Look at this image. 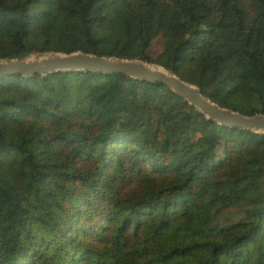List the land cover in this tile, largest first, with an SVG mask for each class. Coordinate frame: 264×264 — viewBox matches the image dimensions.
I'll list each match as a JSON object with an SVG mask.
<instances>
[{"label":"trees","instance_id":"1","mask_svg":"<svg viewBox=\"0 0 264 264\" xmlns=\"http://www.w3.org/2000/svg\"><path fill=\"white\" fill-rule=\"evenodd\" d=\"M74 51L264 113V0H0V59ZM0 264H264V134L125 74L0 77Z\"/></svg>","mask_w":264,"mask_h":264},{"label":"water","instance_id":"2","mask_svg":"<svg viewBox=\"0 0 264 264\" xmlns=\"http://www.w3.org/2000/svg\"><path fill=\"white\" fill-rule=\"evenodd\" d=\"M58 71L125 74L137 80L161 83L194 106L207 120L229 128L264 134V113L244 115L238 111L221 107L205 97L198 86L154 63L137 59L106 57L82 51L0 59V77L17 75L29 78L39 75L44 78Z\"/></svg>","mask_w":264,"mask_h":264},{"label":"rangeland","instance_id":"3","mask_svg":"<svg viewBox=\"0 0 264 264\" xmlns=\"http://www.w3.org/2000/svg\"><path fill=\"white\" fill-rule=\"evenodd\" d=\"M156 19L158 21L164 23V29L153 40L149 53L151 54V56L155 60H157L159 62H163L165 59L164 52L170 45L169 24L167 22H165L164 13L162 11L157 12ZM52 53H55V52L32 53L26 57H37V56L49 55ZM26 57H24V58H26ZM154 64L160 65L159 63H154ZM160 66H162V65H160ZM162 67H164V66H162ZM168 71H170V70H168ZM192 128L194 130L192 138H193V142L195 145V149L200 150L202 148V145L198 142V139L205 133V131L207 129V125L202 120L197 119L193 123ZM238 207L239 206L234 207L236 211H238ZM233 215H239V213L235 212Z\"/></svg>","mask_w":264,"mask_h":264}]
</instances>
